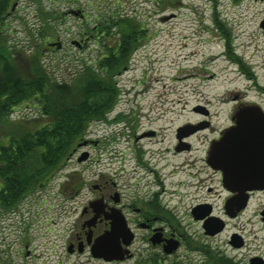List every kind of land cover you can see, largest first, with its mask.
Instances as JSON below:
<instances>
[{"label": "rangeland", "instance_id": "374dc122", "mask_svg": "<svg viewBox=\"0 0 264 264\" xmlns=\"http://www.w3.org/2000/svg\"><path fill=\"white\" fill-rule=\"evenodd\" d=\"M15 1L22 11L11 17L16 20L8 23L7 32L9 43L19 51L20 58L13 64L19 70L17 80L23 82L33 77L34 59L29 55L40 45L41 29H37L39 23L30 25L37 18L33 0H12L11 5ZM45 2L49 0H41L42 6ZM122 2L130 3L122 17L144 25L142 58L134 71L117 79V102L105 120L90 124L81 142L87 144L76 143L73 155L53 176L43 179V186L0 217V264H112L92 257L88 251L80 252L77 243L72 245L84 222L83 207L94 196L92 188L104 183L101 177L116 178L120 169L122 179L128 181L127 175L135 166L134 155L142 150L154 151L155 156L165 158L163 163L178 164L185 174L198 172L205 166L210 141L229 126L233 107L242 101H264V92L252 86L255 80L242 73L246 68L264 87V0ZM29 27L35 37L31 38ZM56 28L67 46L53 49L46 44L35 57L51 77L70 81L85 63L93 64L98 75L95 42L79 50L70 41L77 31L74 26ZM46 119L40 102H26L2 122L0 135L24 130L23 124L41 126ZM203 122L209 124L186 138L192 148L174 156L177 129ZM148 131L155 134L137 142V137ZM86 151L89 157L79 162ZM185 174L178 177L187 179ZM192 203L185 198L180 211H189ZM193 229L201 231L199 225ZM226 234L212 240L211 247L221 244ZM70 246L75 251L69 252Z\"/></svg>", "mask_w": 264, "mask_h": 264}, {"label": "flooded vegetation", "instance_id": "af4514ba", "mask_svg": "<svg viewBox=\"0 0 264 264\" xmlns=\"http://www.w3.org/2000/svg\"><path fill=\"white\" fill-rule=\"evenodd\" d=\"M32 2L37 6L34 12L37 18L30 24L33 27L39 23L37 29H42L47 21L56 30L61 25L74 26L77 31L70 41L72 47L79 50H86L91 41L95 42L97 74L101 78L119 79L134 71L141 60L146 41L144 25L138 24L133 33L126 34L120 24L101 23L108 14L122 16L130 3L126 5L122 0H49L42 6L41 0ZM9 4L7 25L15 22L16 19L11 17L16 11H22L16 1ZM42 14H48L46 20H42ZM66 29L74 30L72 27ZM60 35L56 31L54 36L48 37L46 44L53 49L65 48L67 43ZM120 56L124 59L121 67L117 64ZM243 72L255 80L252 86L264 92L254 74L250 75L246 68ZM240 113L245 116L247 125L259 127L255 134L264 135V101L237 103L232 109L229 126L210 141L204 157L205 166L198 172L185 174L178 164L163 163L165 158L155 156L154 151L142 150L141 154L134 155L135 166L127 175L128 181L122 179L120 169L115 172L116 178L101 177L104 183L92 188L94 196L83 207L81 217L84 222L72 245L77 243L78 247H83L82 252L88 251L95 257L92 245L100 236L109 234L114 226L110 234L115 240V249L109 255L115 258L95 257L108 263L264 264V185L235 184L232 186L235 189H231L224 183V169L209 158L224 131L236 126ZM250 131L254 132L253 129ZM178 132L177 129L174 156L192 148L186 141L192 134L180 138ZM154 134V131L143 132L137 142ZM261 148L264 151V143ZM147 155L149 159L145 160ZM260 165L262 168L253 172L264 175V160ZM180 173L188 178L178 177ZM185 198L193 203L189 211L181 212ZM185 217L187 220L184 221ZM196 225L200 226V232L193 229ZM224 233H227L226 239L211 247V241Z\"/></svg>", "mask_w": 264, "mask_h": 264}, {"label": "trees", "instance_id": "16d2710c", "mask_svg": "<svg viewBox=\"0 0 264 264\" xmlns=\"http://www.w3.org/2000/svg\"><path fill=\"white\" fill-rule=\"evenodd\" d=\"M9 3L0 0V128L17 107L29 101L40 102L47 119L41 126L23 124L24 130L0 135V217L18 207L30 192L43 186L44 178L53 176L66 163L73 155L75 144L83 141L90 124L105 120L119 96L117 79L100 78L94 73L93 64L85 63L84 69L70 81L51 77L44 64L35 58L48 37L56 33L55 26L48 21L40 30V45L29 55L34 59L33 77L23 82L17 80L19 70L13 61L20 58L19 51L9 43L10 29L5 22ZM47 15L42 14V20ZM121 17L108 14L101 23L120 24L126 34L139 27L135 19ZM28 31L31 38L35 37L30 27ZM123 63L120 56L117 64L121 67ZM6 136L8 142L4 141Z\"/></svg>", "mask_w": 264, "mask_h": 264}, {"label": "water", "instance_id": "95a60500", "mask_svg": "<svg viewBox=\"0 0 264 264\" xmlns=\"http://www.w3.org/2000/svg\"><path fill=\"white\" fill-rule=\"evenodd\" d=\"M264 27V20L262 21ZM204 127L203 124H188L178 128V136L190 135L199 128ZM253 129L252 133L250 130ZM259 129L257 125L249 126L246 123L245 116L240 113L236 126L224 131L223 138L218 142L217 147L211 152L209 158L211 162H218L216 166L224 169V183L231 189L235 184H246V186L264 185V175L253 172L254 169L262 168L260 161L264 160V151L261 146L264 143V135H257L255 131ZM81 145L87 142L80 143ZM80 145V146H81ZM89 157V152H84L78 161L81 162ZM215 164V163H214ZM114 231V226L109 234L100 236L92 245V254L95 257H104L112 260L115 257L109 255L115 249V240L110 232ZM72 252V246L68 248ZM80 252L83 247H78Z\"/></svg>", "mask_w": 264, "mask_h": 264}]
</instances>
